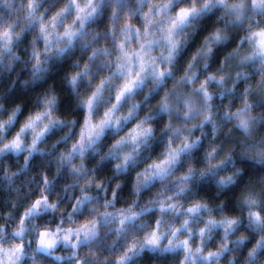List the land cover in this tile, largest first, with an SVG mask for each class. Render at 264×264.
<instances>
[{
	"label": "clouds",
	"instance_id": "obj_1",
	"mask_svg": "<svg viewBox=\"0 0 264 264\" xmlns=\"http://www.w3.org/2000/svg\"><path fill=\"white\" fill-rule=\"evenodd\" d=\"M0 264H264V0H0Z\"/></svg>",
	"mask_w": 264,
	"mask_h": 264
}]
</instances>
